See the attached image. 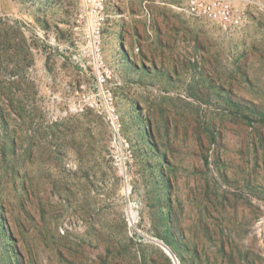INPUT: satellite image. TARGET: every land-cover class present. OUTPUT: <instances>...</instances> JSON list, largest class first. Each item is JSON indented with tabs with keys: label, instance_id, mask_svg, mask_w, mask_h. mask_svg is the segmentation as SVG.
Wrapping results in <instances>:
<instances>
[{
	"label": "rangeland",
	"instance_id": "374dc122",
	"mask_svg": "<svg viewBox=\"0 0 264 264\" xmlns=\"http://www.w3.org/2000/svg\"><path fill=\"white\" fill-rule=\"evenodd\" d=\"M149 1L142 44L103 34L115 141L76 0H0V264H264V0L234 31Z\"/></svg>",
	"mask_w": 264,
	"mask_h": 264
},
{
	"label": "built area",
	"instance_id": "2783aa9c",
	"mask_svg": "<svg viewBox=\"0 0 264 264\" xmlns=\"http://www.w3.org/2000/svg\"><path fill=\"white\" fill-rule=\"evenodd\" d=\"M78 10L72 21V30L76 35L79 49L73 57L97 78V83L105 97V117L113 131L115 141H122L123 123L113 104L111 87L108 80L113 77L111 66L107 63L103 50V34L111 19V7L114 0H76ZM259 4L258 0H187L186 12L194 17L207 19L227 31L244 26L251 11ZM95 107L94 99L87 102Z\"/></svg>",
	"mask_w": 264,
	"mask_h": 264
},
{
	"label": "crops",
	"instance_id": "0c3cea01",
	"mask_svg": "<svg viewBox=\"0 0 264 264\" xmlns=\"http://www.w3.org/2000/svg\"><path fill=\"white\" fill-rule=\"evenodd\" d=\"M114 6L111 7V22L113 23L114 29L116 32H121V25L124 22V29L126 30V39L125 41L129 43V45L135 43L134 36L138 35L139 42H143L146 37V32L148 34H152V28L154 23V17L152 16V12L149 8H152L154 3L153 1H149V3L143 4V9L141 7L140 2L138 0H114ZM187 3V0H186ZM185 3V5H186ZM185 5H177L170 4L169 8L166 10L169 14H174L178 12L181 14V17H188L191 19H196V17L189 15L185 10ZM130 6L133 7V11H130ZM144 11V12H143ZM177 15L175 16H178ZM147 23V24H145ZM157 48L159 46L157 45Z\"/></svg>",
	"mask_w": 264,
	"mask_h": 264
},
{
	"label": "water",
	"instance_id": "95a60500",
	"mask_svg": "<svg viewBox=\"0 0 264 264\" xmlns=\"http://www.w3.org/2000/svg\"><path fill=\"white\" fill-rule=\"evenodd\" d=\"M154 240L157 243H159L160 245H162L172 255V257L174 258L175 261L177 260L176 254H175L174 250L171 247L165 245L163 242H160L157 239H154Z\"/></svg>",
	"mask_w": 264,
	"mask_h": 264
},
{
	"label": "trees",
	"instance_id": "16d2710c",
	"mask_svg": "<svg viewBox=\"0 0 264 264\" xmlns=\"http://www.w3.org/2000/svg\"><path fill=\"white\" fill-rule=\"evenodd\" d=\"M253 112L258 113L261 118H264V111L258 110L256 108H252Z\"/></svg>",
	"mask_w": 264,
	"mask_h": 264
}]
</instances>
